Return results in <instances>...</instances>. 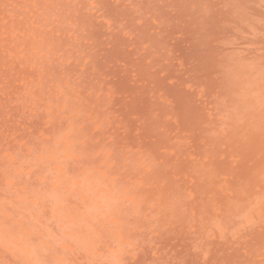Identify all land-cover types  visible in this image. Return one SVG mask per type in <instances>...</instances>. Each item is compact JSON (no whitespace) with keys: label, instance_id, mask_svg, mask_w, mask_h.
<instances>
[{"label":"rangeland","instance_id":"obj_1","mask_svg":"<svg viewBox=\"0 0 264 264\" xmlns=\"http://www.w3.org/2000/svg\"><path fill=\"white\" fill-rule=\"evenodd\" d=\"M263 13L0 0V264H264Z\"/></svg>","mask_w":264,"mask_h":264},{"label":"bare ground","instance_id":"obj_2","mask_svg":"<svg viewBox=\"0 0 264 264\" xmlns=\"http://www.w3.org/2000/svg\"><path fill=\"white\" fill-rule=\"evenodd\" d=\"M184 2H185V1H184ZM240 2H241V1H240ZM246 2H247V0H246ZM169 3H170V2H169ZM216 3H217V2H216ZM244 4H245V3H244ZM249 5H250V4H249ZM182 6H183V5H182ZM211 6H212V5H211ZM250 6H251V5H250ZM260 6H261V5H260ZM214 7H215V6H214ZM202 8H203V7H202ZM227 8H228V7H227ZM227 8H226V9H227ZM217 9H218V8H217ZM220 9H221V8H220ZM260 10H261V9H260ZM220 11H221V10H220ZM253 11H256V9H254ZM225 12H226V11H225ZM260 12H263V11H259V13H260ZM188 13H189V12H188ZM210 13H211V12H210ZM217 13H219V12H217ZM222 13H223V12H222ZM263 14H264V13H263ZM263 14H262L261 16H263ZM217 15H219V14H217ZM221 15H222V14H221ZM223 15H224V13H223ZM226 15H227V14H226ZM226 15H225V16H226ZM256 15H257V14H256ZM210 16H211V15H210ZM232 16H233V15H232ZM254 16H255V15H254ZM251 17H252V16H251ZM258 17H259V16H258ZM206 18H207V17H206ZM209 18H210V17H209ZM223 18H224V17L222 16L221 20H222ZM228 18H229V17H228ZM259 18H260V17H259ZM232 19H233V18H232ZM222 21H223V20H222ZM231 21H232V20H231ZM234 21H235V20H234ZM200 23H201V22H200ZM250 23H251V22H250ZM252 24H253V23H252ZM239 25H240V24H239ZM242 25H243V24H242ZM246 26H247V25H246ZM249 26H250V24H249ZM256 26H257V25H256ZM262 26H263V25H262ZM210 27H211V26H210ZM219 27H220V26H219ZM219 27H218V28H219ZM239 27H240V26H239ZM242 27H243V26H242ZM257 27H258V26H257ZM204 28H205V26H204ZM206 28H208V27H206ZM218 28H217V26H216V29H218ZM233 28H235V27L233 26ZM236 28H237V27H236ZM253 28H254V27H253ZM260 28H261V27H260ZM210 29H211V28H210ZM210 29H209V31H210ZM214 29H215V28L213 27V28H212V31H214L215 34H216V30H214ZM221 29H222V28H221ZM224 29L227 30V26H226V28H224ZM224 29H222V30L224 31ZM231 29H232V28H231ZM205 30H206V29H205ZM207 30H208V29H207ZM222 30H221V31H222ZM228 30H230V28H229ZM243 30H244V31H247V30H245V28H244ZM255 30H256V29H255ZM263 30H264V29H263ZM263 30H262V31H263ZM198 31H199V30H198ZM218 31L220 32V29H219ZM196 32H197V31H196ZM196 32H195V33H196ZM219 32H218V33H219ZM199 33H201V32H199ZM203 33H205V31H204ZM203 33H202V34H203ZM207 33H208V32H207ZM207 33H206V34H207ZM224 33H226V31H224ZM227 33H228V31H227ZM231 33L234 34L233 32H231ZM231 33L229 32L228 34L231 35ZM242 33H243V32H242ZM213 34H214V33L212 32V35H213ZM215 34H214V35H215ZM220 34H221V33H220ZM207 35H210V34H207ZM212 35H210V36H212ZM217 35L219 36V34H217ZM230 35H229V36H230ZM236 35H237V33H236ZM229 36H228V37H229ZM234 36H235V35H234ZM240 36H241V35H240ZM223 37H224V36H223ZM236 37H239V35H237ZM202 38H203V37H202ZM216 38H217V37H216ZM218 38H219V37H218ZM221 38H222V37H221ZM224 38H225V37H224ZM226 38H227V37H226ZM241 38H242V37H241ZM247 38H248V37H247ZM207 39L209 40L210 38H207ZM207 39H206V40H207ZM212 39H213V38H212ZM235 39H236V38H235ZM248 39H249V38H248ZM250 39H251V38H250ZM204 40H205V37H204ZM206 40H205V41H206ZM213 40L215 41V39H213ZM219 40H220V39H219ZM243 41H244V40H243ZM243 41H242V42H243ZM253 41H254V40H253ZM256 41H257V40H256ZM258 41H259V40H258ZM201 42H203V41H201ZM208 42H210V41H208ZM211 42H212V40H211ZM216 42H217V41H216ZM244 42H245V41H244ZM247 42H248V41H247ZM204 43H205V42H203V44H204ZM245 43H246V42H245ZM205 44H206V43H205ZM207 44H208V43H207ZM213 44H214V42H213ZM213 44H212V45H213ZM239 44H241V43L239 42ZM248 44H249V43H248ZM209 45H210V44H209ZM215 45H216V43H215L213 46H215ZM217 45H218V44H217ZM217 45H216V46H217ZM236 45H238V44L236 43ZM204 46H205V45H204ZM210 46H211V45H210ZM218 46H219V45H218ZM223 46H224V45H223ZM194 47H195V46H194ZM196 47H197V45H196ZM211 47H212V46H211ZM225 47H226V46H225ZM236 47H237V46H236ZM236 47H235V48H236ZM226 48H228V47H226ZM230 48H231V47H230ZM230 48H229V49H230ZM235 48H234V49H235ZM240 48H241V47H240ZM253 48H254V47H253ZM253 48H252V49H253ZM195 49H196V48H195ZM197 49H198V50L200 49V48H199V45H198V48H197ZM204 49H205V48H204ZM209 49H210V48H209ZM209 49H208V51H206V52L209 53ZM215 49H216V48H215ZM220 49H221V48H220ZM238 49H239V47H238ZM249 49H251V48H249ZM252 49H251V50H252ZM262 49H263V48H262ZM205 50H207V48H206ZM205 50H204V51H205ZM211 50H212V52L214 53L215 50L213 51V49H210V51H211ZM216 50H217V49H216ZM244 50H245V49H244ZM251 50H250V51H251ZM253 50H254V49H253ZM192 51L195 52L194 48L192 49ZM217 51H219V50H217ZM220 51H221V50H220ZM247 51H248V50H247ZM261 51H262V50H261ZM200 52H202V50H201ZM256 52H257V51H256ZM258 52H259V51H258ZM220 53H222V51H221ZM235 53H236V52H235ZM243 53H244V52H243ZM253 53H254V52H253ZM253 53H252V54H253ZM196 54H197V53H196ZM198 54H199V53H198ZM198 54H197V55H198ZM209 54H210V53H209ZM211 54H212V53H211ZM248 54H249V53H248ZM202 55H204V54H202ZM202 55H201V57H202ZM205 55H207V54H205ZM217 55H218V54H217ZM246 55H247V54H246ZM204 57H205V56H204ZM206 57H207V56H206ZM209 57H211V56H209ZM212 57H213V56H212ZM214 57H215V59H219V58H216V56H214ZM214 57H213L212 59L215 61ZM242 57H243V55H242ZM259 57H260V56H259ZM207 58H208V57H207ZM244 58H245V57H244ZM246 58H247V57H246ZM250 58H251V57H250ZM226 59H227V58H226ZM228 59H229V58H228ZM242 59H243V58H242ZM200 60H202V59H200ZM205 60H206V58H205ZM210 60H211V58H210ZM221 60H222V58H221ZM189 61H190V60H189ZM207 61H209V60H207ZM207 61H205L204 63H206ZM214 61H213V62H214ZM222 61H223V60H222ZM226 61H227V60H226ZM230 61H231V60H230ZM211 62H212V61H211ZM211 62H210V63H207L208 66H209L210 64L213 63V62H212V63H211ZM216 62H217V64H219L218 61H216ZM216 62H215V63H216ZM215 63H214L213 65H215ZM231 63H233V62H231ZM213 65H210V67L213 66ZM228 65H229V63H228ZM220 66H221V65H220ZM230 66H231V65H230ZM192 67H193V66H192ZM194 67H195V66H194ZM204 67H207V66H204ZM192 69H195V68H192ZM207 69H208V67H207ZM210 69H211V68H210ZM210 69L207 70V73L210 71ZM263 69H264V68H263ZM205 70H206V69H205ZM214 70H215V69H214ZM214 70H213V71H214ZM220 70H221V68H220ZM196 71H197V70H196ZM234 71H235V70H234ZM204 72H205V71H204ZM218 72H220V71L218 70ZM249 72H250V71H249ZM216 73H217V71H215V74H216ZM222 73H223V71H222ZM232 73H233V72H232ZM205 74H206V73H205ZM253 74H254V73H253ZM263 74H264V73H263ZM199 75H200V74H199ZM202 75H203V74H202ZM206 75H207V74H206ZM220 76H221V75H220ZM201 77H202V76H201ZM201 77H200V78H201ZM203 78H204V77H203ZM223 78H224V77H223ZM212 79H213V78H212ZM216 80H217V79H216ZM227 80H228V79H227ZM238 80H239V79H238ZM201 81H202V80H201ZM263 81H264V80H263ZM224 82H225V81H224ZM216 83H217V82H216ZM218 83H219V82H218ZM220 83H221V80H220ZM207 84H208V83H207ZM207 84H206V85H207ZM210 85H211V84H210ZM232 86H233V85H232ZM207 87H208V86H207ZM207 87H206V88H207ZM208 88H211V87H208ZM213 88H216V87L213 86ZM213 88H212V89H213ZM219 88H220V87H219ZM256 88H257V87H256ZM209 90H210V89H209ZM214 90H215V89H214ZM206 91H207V90H206ZM220 91H221V89H220ZM224 92H225V91H224ZM207 93H208V91H207ZM209 93H210V92H209ZM182 95H183V93H182ZM184 95H185V93H184ZM185 96L188 97L187 95H185ZM216 96H217V95H216ZM189 97H190V96H189ZM192 97H194V96H192ZM187 99H188V98H187ZM190 99L192 100V98H190ZM182 100H183V99H182ZM191 100H189V101H191ZM187 102H188V101H187ZM195 102H196V101H195ZM196 103H197V102H196ZM195 105H196V104H195ZM197 105H198V104H197ZM187 106H188V105H187ZM198 108H199V107H198ZM258 108H259V107H258ZM180 109H181V108H180ZM193 109H194V108H193ZM187 110H188V109H187ZM187 110H186V112H187ZM195 110H196V109H195ZM200 110H201V109H200ZM202 110H203V109H202ZM191 111H192V109H191ZM189 113H190V112H189ZM195 113H196V112H195ZM196 115H197V114H196ZM194 116H195V115H193V117H194ZM198 116H199V115H198ZM187 117H188V116H187ZM193 117L191 116L190 118H193ZM199 117H200V116H199ZM201 117H202V116H201ZM190 118H189V119H190ZM194 119H196V118H194ZM201 119H202V118H201ZM201 119H200V120H201ZM191 121H192V120H191ZM199 126H200V125H199ZM194 127H195V126H194ZM197 128H198V127H197ZM200 128H201V127H200ZM199 131H200V130H199ZM196 133H197V132H196ZM256 135H257V134H256ZM194 137H195V136H194ZM257 157H258V156H257ZM237 160H238V159H237ZM228 162H229V161H228ZM234 164H235V163H234ZM250 164H251V163H250ZM253 165H254V164H253ZM246 167H247V166H246ZM255 167H256V166H255ZM252 171H253V170H252ZM244 172H245V171H244ZM243 175H244V174H243ZM230 178H232V177H230ZM236 181H237V180H236ZM230 185H231V184H230ZM256 188H258V187H256ZM229 193H230V192H229ZM221 195H222V194H221ZM224 196H225V195H224ZM219 200H220V199H219ZM221 203H222V202H221ZM245 232H246V231H245ZM182 236H183V235H182ZM256 237H257V236H256ZM248 250H249V249H248ZM238 251H239V250H238ZM238 251H237V252H238ZM227 252H228V251H227ZM238 256H239V255H238ZM167 257H168V256H167Z\"/></svg>","mask_w":264,"mask_h":264}]
</instances>
